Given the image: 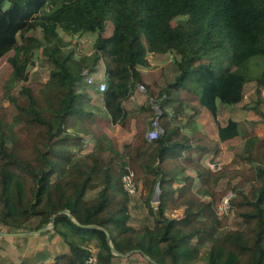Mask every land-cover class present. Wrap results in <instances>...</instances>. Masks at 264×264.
Masks as SVG:
<instances>
[{"label":"trees","instance_id":"16d2710c","mask_svg":"<svg viewBox=\"0 0 264 264\" xmlns=\"http://www.w3.org/2000/svg\"><path fill=\"white\" fill-rule=\"evenodd\" d=\"M0 19L23 22L20 41L0 45V59L12 52L1 98L7 105L0 101V227L35 231L56 214L53 229L41 234L54 233L67 251L40 264H84L91 246L95 264H112L105 231L117 252L138 250L159 264H196L205 243L203 264H264V136L236 120L217 119L219 104L239 103L246 83L254 82L257 92L264 88V0H0ZM108 20L112 30L106 35ZM35 29L41 38L25 34ZM59 32L94 33L92 52L76 58ZM38 49L48 66L46 79L37 88L20 84ZM217 52L225 53V65L211 63ZM166 53L175 56V75L155 91L138 67L149 65L148 54ZM99 62L106 86L99 95L108 121L134 129L120 153L84 108L87 93L77 89L83 72H95ZM137 85L147 98L128 107ZM202 109L214 118L220 142L241 138L236 157L251 163L248 190L229 199L242 221L236 230H217L211 202L201 199L210 196L207 186L220 176L202 164L207 156L210 164L217 150L195 123ZM256 112L264 124V112ZM156 116L162 133L148 141L145 134ZM70 122L76 134L66 131ZM78 133L97 143L73 158L70 148L80 145ZM124 166L140 184L150 225L128 224ZM194 179L207 185L192 192ZM157 182L154 214L149 201ZM174 183L184 192L179 218L166 215L177 208L170 201Z\"/></svg>","mask_w":264,"mask_h":264},{"label":"rangeland","instance_id":"374dc122","mask_svg":"<svg viewBox=\"0 0 264 264\" xmlns=\"http://www.w3.org/2000/svg\"><path fill=\"white\" fill-rule=\"evenodd\" d=\"M22 20H14L11 23H5L2 19H0V45H10L14 42L20 41L19 39V30L22 24ZM8 26V30L6 29ZM6 29V30H5ZM112 23L110 20L106 22L105 34L108 35L111 33ZM26 35H33L37 38H41V32L39 29L31 30ZM64 41L68 42V49L73 51V55L77 58L81 55H89L92 52V43L95 38L94 33H82L79 35L68 36L61 32H59ZM41 49H38L34 53V62L27 69V80L25 82H21L20 84H30L34 88L39 87L44 80L46 79L48 66L44 63L42 56L40 55ZM12 52L9 51L3 55L0 59V101L3 96V85L8 78L10 72V66L7 62V58L11 56ZM149 65L146 67H138L140 72L143 75V79L148 85L157 88L165 84V81H169L173 78L174 74V65L173 61L175 56L172 53L159 54V55H147ZM211 63L216 65H225L227 63V57L225 53L217 52L210 57ZM101 70L102 64L100 63ZM98 65L97 72L90 73V75L94 78H98L100 75L98 73ZM160 71V73H159ZM101 72V71H100ZM84 76L77 89L80 92H86L88 95V100L84 101V108L86 110H90L94 113L95 119L94 123L98 124L100 130L109 138V144L120 153L122 148V144L128 142L131 139L132 133L134 129L129 131L123 130L118 124H112L108 121L107 114L103 107L101 106V99L99 92L96 91V84L92 83L89 85L86 81L87 74L85 71L83 72ZM95 87V88H94ZM134 100L129 99V103L126 104L128 107H132L133 105H139L138 103H143L147 98V93L144 89L133 91ZM150 102V100H148ZM2 106H6V101H1ZM256 110H260L264 112V88H260L259 92L255 89L254 82H248L243 87V97L242 100L234 105H223L219 104L218 106V114L217 119L224 123V121L228 118L232 120H236L240 122L247 129H250L259 135L264 136V124L258 123L259 116ZM154 112L159 113V109L154 106ZM158 116L154 118L153 121H156ZM152 121V122H153ZM90 122V121H87ZM157 122V121H156ZM257 122V123H256ZM195 123L197 128L208 135V137L213 141L215 147L217 148L215 154L211 158V163L208 164L207 156L203 158L202 164L204 166H209V168L213 170L220 171L219 179L216 182H213L210 186H207V189L210 192V196L202 195L201 199L204 201H210L212 209L214 210V216L216 218V222H213V226L219 230L220 232H226L230 230L238 229L239 225H241V218L237 216L235 208L230 206L225 211L222 210L219 205L221 200L228 195L230 198L235 196V200L237 199L236 195L237 191H247L250 185L251 180L253 179L252 167L251 163L247 160H242L239 157H236V154L240 153V149L242 146V141L240 137H235L225 142H220L217 138L216 134V124L215 120L206 109H202L200 113L195 117ZM150 126V125H149ZM76 125L73 122H70V126L66 129L69 134H76ZM149 128V127H148ZM150 129V128H149ZM250 131V132H251ZM81 136L80 145L71 146L70 151L73 153V158H78L81 155L95 150L96 140L91 138V135L78 133ZM125 160V159H124ZM127 174L129 171L132 172V180L135 187L134 193L127 194L130 197V202L128 205V212L130 216V220L128 224L132 227H141L144 224H151L152 215H149L147 208L143 205L140 198V184L134 182V172L128 166H124ZM124 174V175H125ZM194 183L192 186V192H196L198 188H205L207 184L201 183L199 179H194ZM123 184V179H122ZM172 188L176 189L174 191L173 197L171 200V205H176V209H169L166 211V215L169 218H179L182 216V212L184 209L185 199L183 198L184 192H179L178 188L180 185L172 184ZM231 187L234 188V191L229 189ZM155 188V186H154ZM229 189V190H228ZM227 190L225 193L224 191ZM188 193V191H185ZM88 195L94 193V191L90 190L87 192ZM151 196L149 201V206L152 209L153 213H157L159 196L158 200H153ZM160 195V188H159ZM229 198V199H230ZM230 202V201H228ZM179 204V205H178ZM132 214V215H131ZM13 231V229H10ZM53 237V236H52ZM50 237V238H52ZM194 242V240H193ZM209 245V243H205L204 247L201 249L200 256L205 253L203 250ZM55 242L48 244V248L54 249ZM201 256V257H202Z\"/></svg>","mask_w":264,"mask_h":264},{"label":"crops","instance_id":"0c3cea01","mask_svg":"<svg viewBox=\"0 0 264 264\" xmlns=\"http://www.w3.org/2000/svg\"><path fill=\"white\" fill-rule=\"evenodd\" d=\"M100 63L101 62L97 64L98 70L101 71H98L100 75L99 77L103 76V70L100 69ZM95 72H97V70ZM133 91H135V88ZM132 93L130 95V100H134ZM101 106L103 107L102 103ZM0 231L6 233L0 234V264H40L50 262L59 253L67 251L62 239L51 232L46 234L18 236L10 233L23 230L13 229V231H10V229L0 227ZM54 242V249L49 250L48 244ZM90 250L91 253L95 254L96 248L94 246H91ZM136 253L137 252L126 257L114 255L112 258V264H151ZM206 259L207 256L204 254L196 264H203Z\"/></svg>","mask_w":264,"mask_h":264},{"label":"built area","instance_id":"2783aa9c","mask_svg":"<svg viewBox=\"0 0 264 264\" xmlns=\"http://www.w3.org/2000/svg\"><path fill=\"white\" fill-rule=\"evenodd\" d=\"M85 73L87 74V72L85 71ZM86 81L89 85H92V83H95L96 85V90L97 92L101 93L105 90V82L103 79V76L97 78H94L90 75V73L87 74V78ZM144 89L142 85H137L135 90H142ZM162 133L161 128L158 126L157 122L154 121L152 123V126L150 129L147 130L145 137L148 141L156 138L159 134ZM123 188L125 191L129 192V193H134L135 192V187H134V183L132 180V172L129 171L127 174H125L123 176ZM231 195V194H230ZM230 195L227 194V196H225L222 200L221 203L219 205V207L222 210H226L229 207V198ZM84 264H95V254L91 253L85 260Z\"/></svg>","mask_w":264,"mask_h":264},{"label":"water","instance_id":"95a60500","mask_svg":"<svg viewBox=\"0 0 264 264\" xmlns=\"http://www.w3.org/2000/svg\"><path fill=\"white\" fill-rule=\"evenodd\" d=\"M158 196H159V182H157L156 185H155V188H154V195H153L152 199H153V200H158ZM61 212L66 213V214L69 216V218H70L73 222H75L74 219L72 218V216H71V214H70L69 211H67V210H62ZM55 216H56V214H54V215L52 216V218H51V220H50L49 223H47V224L44 225V226H41L40 228H38V229L35 230V231H33V230H27V231L24 230V231H16V232H12V233H10V234H12V235H18V236H28V235H32V234H41V233H43V232H47V231L53 229V227H54V218H55ZM75 223H76V222H75ZM78 225H79V224H78ZM83 226H84V227H87V228H99V227L96 226V225H83ZM105 232H106V238H105V239H106V243L108 244V246H109V248H110V251H111V253H112L113 255L126 257V256H129V255H131V254L137 252V253H140L141 256H142L146 261H148L149 263H151V264H159V263H157V262H154V261H153L152 259H150L147 255L141 253V252L138 251V250H132V251H129V252H126V253H123V254L117 252V251L113 248V246H112V244H111L110 236H109L108 232H107V231H105ZM0 234H6V233H3V232L0 231Z\"/></svg>","mask_w":264,"mask_h":264}]
</instances>
